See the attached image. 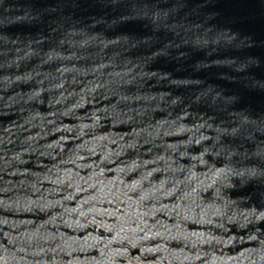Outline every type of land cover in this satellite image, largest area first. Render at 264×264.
<instances>
[{
    "label": "clouds",
    "instance_id": "9594fccd",
    "mask_svg": "<svg viewBox=\"0 0 264 264\" xmlns=\"http://www.w3.org/2000/svg\"><path fill=\"white\" fill-rule=\"evenodd\" d=\"M232 4L0 0V264H264V0Z\"/></svg>",
    "mask_w": 264,
    "mask_h": 264
},
{
    "label": "water",
    "instance_id": "95a60500",
    "mask_svg": "<svg viewBox=\"0 0 264 264\" xmlns=\"http://www.w3.org/2000/svg\"><path fill=\"white\" fill-rule=\"evenodd\" d=\"M224 10L226 14H245L248 10L246 8H242V7H236L232 4V0H224ZM246 30L248 31H253V32H257V38H260L259 35V29L258 26L255 24H248L245 26ZM129 30H137L135 26H128ZM171 67V66H169ZM252 102H256L258 98L256 97H251L250 98Z\"/></svg>",
    "mask_w": 264,
    "mask_h": 264
}]
</instances>
